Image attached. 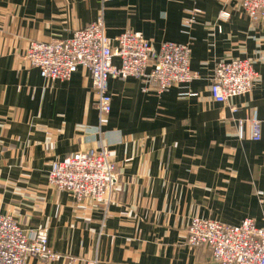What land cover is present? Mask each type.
<instances>
[{
	"label": "crops",
	"instance_id": "0c3cea01",
	"mask_svg": "<svg viewBox=\"0 0 264 264\" xmlns=\"http://www.w3.org/2000/svg\"><path fill=\"white\" fill-rule=\"evenodd\" d=\"M101 15L111 38L140 32L157 51L188 44L197 78L163 93L112 78L103 123L88 70L52 81L25 59L31 41L69 39ZM232 58L253 59L259 76L249 94L218 103L215 68ZM102 146L119 174L109 207L48 185L53 161ZM263 199L264 18L251 21L238 0H0V212L26 232L47 229L62 256L27 264H217L206 245L189 244L190 221L264 226Z\"/></svg>",
	"mask_w": 264,
	"mask_h": 264
},
{
	"label": "built area",
	"instance_id": "2783aa9c",
	"mask_svg": "<svg viewBox=\"0 0 264 264\" xmlns=\"http://www.w3.org/2000/svg\"><path fill=\"white\" fill-rule=\"evenodd\" d=\"M238 1L251 21L264 18V0ZM198 13L194 10L184 26L191 28ZM220 16L227 19L229 13L221 12ZM115 58L120 59V65L114 63ZM25 59L40 70L43 78L52 81H69L79 68L88 70L103 123L112 109L109 93L112 78L137 77L145 83V91L155 85L158 93L197 78L190 67L188 44L164 42L157 51L140 32L125 31L111 38L107 35L103 15L76 30L69 39L31 41ZM258 76L253 59L222 60L215 68L211 96L218 103H227L233 97L249 94ZM249 124L252 139L259 141L262 121L252 116ZM48 183L59 192H68L77 201L90 199L97 205L109 207L119 184L117 163L107 146L78 151L63 160L53 161ZM187 233L189 244L206 245L217 264H264V226H259L252 218L240 225H231L195 217ZM31 257L56 261L62 256L49 246L47 229L26 232L12 214L0 212V264H27Z\"/></svg>",
	"mask_w": 264,
	"mask_h": 264
},
{
	"label": "rangeland",
	"instance_id": "374dc122",
	"mask_svg": "<svg viewBox=\"0 0 264 264\" xmlns=\"http://www.w3.org/2000/svg\"><path fill=\"white\" fill-rule=\"evenodd\" d=\"M48 185H49V183H48ZM57 192H59L58 190H56ZM10 214V213H9ZM18 221V220H17ZM19 222V221H18ZM191 222V221H190ZM20 224V223H19ZM190 224V223H189ZM189 226V225H188Z\"/></svg>",
	"mask_w": 264,
	"mask_h": 264
}]
</instances>
